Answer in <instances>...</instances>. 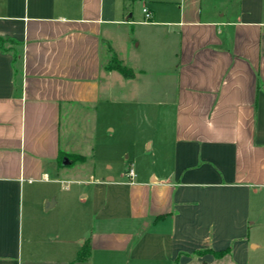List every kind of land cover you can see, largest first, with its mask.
<instances>
[{"label":"crops","instance_id":"obj_1","mask_svg":"<svg viewBox=\"0 0 264 264\" xmlns=\"http://www.w3.org/2000/svg\"><path fill=\"white\" fill-rule=\"evenodd\" d=\"M0 38V264L264 259V0H0ZM75 111L90 143L62 140ZM69 176L90 192H39L24 227Z\"/></svg>","mask_w":264,"mask_h":264},{"label":"rangeland","instance_id":"obj_2","mask_svg":"<svg viewBox=\"0 0 264 264\" xmlns=\"http://www.w3.org/2000/svg\"><path fill=\"white\" fill-rule=\"evenodd\" d=\"M141 6L139 10L141 14L143 15ZM2 45H5V43ZM91 125L92 123H90V118L83 116L82 113H80L79 111H75L70 115L64 114V116H62V140H66L67 134L69 133L70 135V132H72L71 134L75 136L74 138V140H76L75 142L83 145L84 138H85L87 139V142L90 143L93 138ZM117 132L118 131H116L115 134H117ZM125 137H126L125 140L128 141V143H130V147L132 148L136 140L133 142V137H130V138H127V136ZM129 166H130L129 162H126L125 160L122 163L113 162V167H114L113 169H114L115 174L117 175L119 173H123L124 171H126L129 168ZM73 175H72L73 177H79V178L81 177L85 179L88 177V174L85 175L84 173L76 174V172H74ZM72 176H69L68 178H63L64 180L58 183L34 182L31 185L32 187L31 192H33V194L29 196V198L25 199V203L23 204V209H22L24 227H26L27 224H29L31 230H33V232L36 233L37 235H40L41 224L44 219L41 216L40 211L38 210L39 202H38L37 194L39 192H59V189L61 188L63 184H68V186L72 190L77 189V191L84 190L83 192H86V191L90 192L91 183L77 184L72 180L73 179ZM66 179H69V180H66ZM137 179L138 178H136L135 180ZM222 256H223L222 259H224L225 261L224 264H232L228 257L227 252L223 253ZM192 264H202V263L193 262ZM250 264H264V259L258 260L257 262L250 263Z\"/></svg>","mask_w":264,"mask_h":264},{"label":"trees","instance_id":"obj_3","mask_svg":"<svg viewBox=\"0 0 264 264\" xmlns=\"http://www.w3.org/2000/svg\"><path fill=\"white\" fill-rule=\"evenodd\" d=\"M0 44H2V39L0 38ZM109 69H114L118 71L122 76L125 78H131L133 76V71L124 66L118 59L115 58L113 55L110 60L109 64L107 65ZM85 157L77 154H66L63 152H60L58 154V165L59 166H68L74 164L76 161H84ZM202 252H212L216 256H220L224 253V251H212L210 249L203 250ZM89 253V245L85 244L82 249L79 251L77 255V260H85L88 257Z\"/></svg>","mask_w":264,"mask_h":264},{"label":"built area","instance_id":"obj_4","mask_svg":"<svg viewBox=\"0 0 264 264\" xmlns=\"http://www.w3.org/2000/svg\"><path fill=\"white\" fill-rule=\"evenodd\" d=\"M142 12L144 15L143 22L150 21L152 17V12L147 7H143ZM125 176L127 177L129 183L135 182V171L132 165H130L129 168L125 171Z\"/></svg>","mask_w":264,"mask_h":264}]
</instances>
